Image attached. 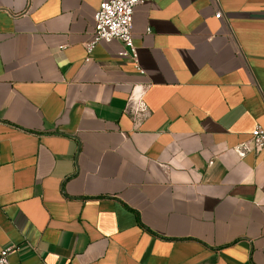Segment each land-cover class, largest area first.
Here are the masks:
<instances>
[{"label": "crops", "instance_id": "0c3cea01", "mask_svg": "<svg viewBox=\"0 0 264 264\" xmlns=\"http://www.w3.org/2000/svg\"><path fill=\"white\" fill-rule=\"evenodd\" d=\"M0 0V251L11 264H264V0ZM221 12V17L216 13Z\"/></svg>", "mask_w": 264, "mask_h": 264}, {"label": "built area", "instance_id": "2783aa9c", "mask_svg": "<svg viewBox=\"0 0 264 264\" xmlns=\"http://www.w3.org/2000/svg\"><path fill=\"white\" fill-rule=\"evenodd\" d=\"M149 1L152 0H102L94 13V35L86 45L88 54L92 53L100 41L117 39L126 46L121 54L131 58L136 68L143 72L133 40L132 24L135 7ZM216 17L220 18L221 12H217ZM237 150L241 155L251 150L264 151V126L257 124L252 131L250 143H242ZM12 251V247L0 251V264H11L9 255Z\"/></svg>", "mask_w": 264, "mask_h": 264}]
</instances>
